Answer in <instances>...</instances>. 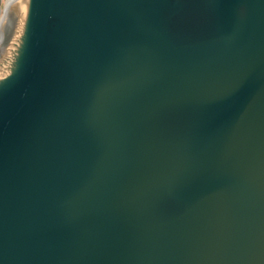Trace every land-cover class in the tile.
Masks as SVG:
<instances>
[{
  "label": "water",
  "instance_id": "water-1",
  "mask_svg": "<svg viewBox=\"0 0 264 264\" xmlns=\"http://www.w3.org/2000/svg\"><path fill=\"white\" fill-rule=\"evenodd\" d=\"M7 1L0 264H264V0Z\"/></svg>",
  "mask_w": 264,
  "mask_h": 264
},
{
  "label": "rangeland",
  "instance_id": "rangeland-1",
  "mask_svg": "<svg viewBox=\"0 0 264 264\" xmlns=\"http://www.w3.org/2000/svg\"><path fill=\"white\" fill-rule=\"evenodd\" d=\"M6 1L7 0H0V10H2V8H3V6H4ZM0 16H1V13H0Z\"/></svg>",
  "mask_w": 264,
  "mask_h": 264
},
{
  "label": "bare ground",
  "instance_id": "bare-ground-1",
  "mask_svg": "<svg viewBox=\"0 0 264 264\" xmlns=\"http://www.w3.org/2000/svg\"><path fill=\"white\" fill-rule=\"evenodd\" d=\"M9 3H10V0L7 1V6L9 5ZM5 20H6V18L2 17V19H1L2 24L4 23Z\"/></svg>",
  "mask_w": 264,
  "mask_h": 264
}]
</instances>
